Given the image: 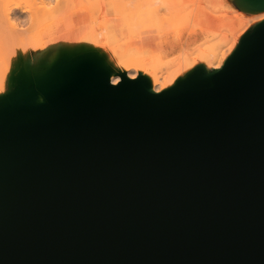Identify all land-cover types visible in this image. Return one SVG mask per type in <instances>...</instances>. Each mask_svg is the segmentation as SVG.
I'll use <instances>...</instances> for the list:
<instances>
[{"label": "water", "instance_id": "95a60500", "mask_svg": "<svg viewBox=\"0 0 264 264\" xmlns=\"http://www.w3.org/2000/svg\"><path fill=\"white\" fill-rule=\"evenodd\" d=\"M100 64L0 101V264H264V22L164 94Z\"/></svg>", "mask_w": 264, "mask_h": 264}, {"label": "rangeland", "instance_id": "374dc122", "mask_svg": "<svg viewBox=\"0 0 264 264\" xmlns=\"http://www.w3.org/2000/svg\"><path fill=\"white\" fill-rule=\"evenodd\" d=\"M69 1L68 6L71 5V9L67 6L66 12L64 10L69 16L67 15V17L65 14L64 16L67 20L70 18L69 22H72L75 28L68 30L69 27L66 26L68 22L64 23V17L61 19L63 21L59 24V34H56L54 39L56 46L61 48V58L56 65L51 62L53 51L50 50L44 54L42 71L46 78L56 80L51 84L52 86L60 82V79H56L55 76L57 66H67L68 59L73 55L74 47L79 43V39L83 36L87 37L85 46L87 49H91V33L97 34V31L99 32L95 35L98 39L97 42L103 48L105 47L104 49L100 48L101 51L115 54L121 48L127 52H138V56L143 59L142 68L145 69L150 79L161 80L167 67L160 62V58L155 59L154 55L170 54L172 58H175L180 53H184L189 44L194 46V44L214 43L221 44L223 51L226 52L231 47L238 50L243 37H239L238 42L234 44V41H231L232 35L243 34L245 37L264 22V10L245 7L238 4L237 0H121L123 3L114 0L124 7H121L123 11L117 12L118 15L115 10H119L117 8L119 5H115L116 9H114L110 3L107 10L111 12V15H108L104 0ZM94 1L99 4L93 5ZM114 1L112 4H115ZM88 2H91V6L87 4ZM76 11L77 13H75ZM116 17L122 20L115 19ZM112 21L121 24L122 29L117 31L118 33L106 29ZM81 24L84 25L80 26ZM187 32L189 38H192H188L187 44L183 46L181 41L187 37ZM167 34L168 36H164ZM149 35L154 37L152 39L153 44L155 43L154 47L149 43ZM168 38L173 39L170 41ZM224 38L228 43L224 42ZM42 41H47V37ZM168 43L171 47L166 51L164 47L166 48ZM39 53L36 52L34 55L38 56ZM85 53L87 56L82 59L102 60L104 58L103 54L91 50H87ZM100 65L110 73V76L114 73L109 67L102 63ZM24 81V72L20 69L11 70L5 75L0 73V101L3 96L5 99L15 94L17 89H19V94L22 93Z\"/></svg>", "mask_w": 264, "mask_h": 264}, {"label": "bare ground", "instance_id": "6f19581e", "mask_svg": "<svg viewBox=\"0 0 264 264\" xmlns=\"http://www.w3.org/2000/svg\"><path fill=\"white\" fill-rule=\"evenodd\" d=\"M112 1L109 2V5L111 3L112 7L114 6V9H116L115 5L119 4L117 1L112 4ZM118 1L123 3L121 0ZM69 2V0H0V73L5 75L11 70L19 69L24 72L25 84L22 93H20L21 99L26 95H35L38 103L45 102L44 95L49 91L51 84L56 81L46 78L42 71L44 54L50 50L53 51L51 62L56 65L61 58V48L56 46L54 39L55 35L59 34V24L63 21L61 20L63 17L65 19L64 23L68 22L66 23V26L69 27L68 30L75 28L74 24L69 22L70 18L67 20L64 16V14L66 15L65 8H67ZM96 2L94 1L93 5L99 4V2ZM121 5L117 7L119 10H115L116 13L123 11ZM70 6L68 7L70 8ZM119 15L121 16V14ZM106 29L117 32L122 28L121 24L112 21ZM226 32H229V30H226ZM97 34L91 33V49H87L85 46L87 37L83 36L79 39V43L74 47V56L72 55V59H68L67 66H57L55 70L56 79L63 81L86 59H82L87 56L85 52L91 50L104 55L100 62L113 70L114 73L110 76L112 84H119L122 74H125L129 79L141 77L149 83L152 93L164 94L176 89L197 70H203L205 75L210 77L214 71L223 67L237 51L234 50V47H231L226 52L223 51L221 44L209 43L194 44V46L189 44L186 51L175 58H172L170 54L165 56L164 54L162 56L154 55L155 59L160 58V62L166 65L167 70L161 80L157 78L151 80L145 69L142 68L143 59L138 56V52H127L121 48H118L119 50L115 54L103 52L105 47L103 48L102 45L98 44V39L95 36ZM241 36L244 38L243 34L240 36L232 35L231 41L236 44ZM45 37H47V41L43 42L42 40ZM224 42L228 43L226 38H224ZM100 48H103V51ZM36 52H40L38 56L34 55ZM4 97H2V100Z\"/></svg>", "mask_w": 264, "mask_h": 264}, {"label": "crops", "instance_id": "0c3cea01", "mask_svg": "<svg viewBox=\"0 0 264 264\" xmlns=\"http://www.w3.org/2000/svg\"><path fill=\"white\" fill-rule=\"evenodd\" d=\"M111 0H104V2H105V9H106V12L108 13V15H111V12H108V6H109V2H110ZM237 2V1H236ZM238 3V2H237ZM239 4V3H238ZM150 36V39H149V43L151 44V46H153L154 47V44H153V42H152V39L154 38V37H152L151 35H149ZM164 36H168V34L167 35H164ZM165 38V37H164ZM181 38V37H180ZM189 38V35H188V32H187V37L184 39V41L182 40V38H181V45H186L187 44V39ZM190 38H192V37H190ZM189 38V39H190ZM173 39V38H172ZM172 39H170V38H168V40H172ZM192 40V39H191ZM170 47H171V45H170V43H168L167 45H166V48L164 47V49L166 50V51H168L169 49H170Z\"/></svg>", "mask_w": 264, "mask_h": 264}]
</instances>
